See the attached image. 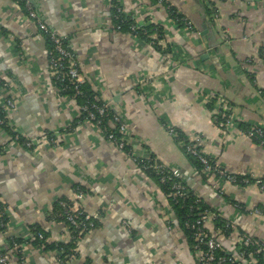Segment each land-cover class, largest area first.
Returning <instances> with one entry per match:
<instances>
[{
    "label": "crops",
    "instance_id": "obj_1",
    "mask_svg": "<svg viewBox=\"0 0 264 264\" xmlns=\"http://www.w3.org/2000/svg\"><path fill=\"white\" fill-rule=\"evenodd\" d=\"M31 2L44 23L68 39L86 85L122 118L129 149L177 169L206 207L241 234L264 240V191L254 184H222L202 174L165 129L172 126L187 139L197 136L202 151L226 172L264 179V148L236 128L222 142L207 107L210 95L222 96L237 109L240 122L264 125V96L259 92L264 91V65L255 62L264 49V0H209L217 15L209 17L210 24L203 10L206 0L203 5L201 0H171L194 26L191 33L177 29L166 12L148 0ZM114 3L133 14L137 24H162L165 42L188 63L167 60L114 30ZM47 49L22 8L0 0V80L8 84L7 96L16 104L8 124L36 142L27 152L0 129V146H5L0 154V200L8 206L6 225L0 227V253L8 250L10 238L29 239L34 226L47 232L50 242L68 240L67 228L48 221L47 214L53 202L71 197L73 186H80L85 189L80 208L97 214L100 223L82 237L74 261L67 264H193L175 218L167 224L168 200L157 183L97 127L78 124V108L58 96L49 76ZM5 96L0 91V105ZM48 134L56 137L58 146L45 141ZM206 228L213 233L211 226ZM217 238L225 250L233 251L231 234ZM31 243H22L21 260L8 252L7 264H60L56 251ZM242 264L258 262L253 257Z\"/></svg>",
    "mask_w": 264,
    "mask_h": 264
},
{
    "label": "built area",
    "instance_id": "obj_2",
    "mask_svg": "<svg viewBox=\"0 0 264 264\" xmlns=\"http://www.w3.org/2000/svg\"><path fill=\"white\" fill-rule=\"evenodd\" d=\"M12 1V0H11ZM15 2H23L26 10V16L36 26L37 30L45 34L52 43V49L49 51L47 57L49 66V76L58 82H64L68 80L69 85L76 94H80L79 86L84 84V78L81 73V66L78 62L77 57L73 54L72 50L69 49L65 43V37L58 35L51 28H49L44 21L38 16L33 3L31 0H14ZM150 1V0H148ZM154 6L162 8L169 17L170 10L175 8L171 0H153ZM209 0H206V6L212 8L208 4ZM115 10L114 19L121 20V22H129V28L135 35H131L139 43L145 44L153 51L158 52L163 58L167 60H173L177 64H187L188 60L180 54L173 51L172 54L167 55L163 51L166 49L167 42L161 39L155 42L159 38L158 29H161V34L166 38V31L162 24L157 23H143L137 24L135 22V16L133 14H126L123 12L121 6L118 3L113 4ZM184 16V15H183ZM216 13L212 15V19H216ZM183 27H177V29L185 32H194V26L185 16L181 19ZM153 24L156 31L148 35L146 26ZM120 27L116 25V29ZM147 38L148 42L141 37ZM171 44V43H170ZM173 45V44H172ZM156 46L157 50L154 48ZM175 47V46H174ZM175 49V48H174ZM264 54V53H263ZM257 64L264 65V61L261 58L255 60ZM8 84L3 83L0 80V91L6 96L3 99L0 109L8 118V113L15 109V102L9 96H7ZM65 90V88L56 89ZM208 101L214 102V114L213 122L214 127L219 135L222 142H226L230 138L229 131L233 128H237L238 113L237 109L234 108L230 103L222 96L210 95ZM66 100L76 106L75 97H69ZM77 107V106H76ZM78 108V107H77ZM79 112L85 114V124L89 126L97 127L103 134L105 140L111 143L116 149L123 152L128 158H130L136 167L140 171L153 170L159 177V181L162 184L169 183V198L171 202H177L179 200L193 199L195 207H190L191 219L184 223V229L189 231L192 235L193 245L191 250V257L193 264H242L247 258H256L264 264V240L252 237L250 235L241 234L238 232L235 226L230 222H225V229L230 231V234L235 238L234 246L232 250H225L222 247L220 240L217 238L218 235L222 234V229L215 225V221L221 219L219 215L211 211L208 207L204 206L195 192L191 191L185 186L180 172L177 169H167L163 164H160L157 160L153 159L150 155H135L131 150L126 151L127 146V126L122 118L115 112L111 104L103 101L99 95L93 96L92 102L78 108ZM81 110V111H80ZM80 114V115H82ZM105 121V124H104ZM3 121L0 119V125ZM251 127L247 131H239L243 136L258 141V146L264 148V125L251 123ZM167 133L175 139L177 137L176 132L170 126H165ZM45 141L50 146H58L57 140H49L44 137ZM14 140L16 144L27 152H32L35 149L36 142L24 136L21 132H18ZM19 140V144L17 141ZM199 138L196 136L192 139L181 140L179 145L184 149V153L194 157L201 165V171L204 175L215 177L222 184H230L232 186L243 188L248 185H256L261 191H264V179L256 178L252 174L245 175H234L226 172L212 157L205 154L202 149H199L198 143ZM34 146V147H33ZM214 188V185L212 186ZM82 193L73 192L71 197L67 198V201H60L59 206L63 210L64 219L73 227V232L76 236H70L68 230L67 239H74L75 247L71 254H66L63 257L56 256L58 263L67 264L74 261L77 255V247L80 240L85 233L89 232L88 229H93V221H100V217L95 215L86 214L79 206L78 201L82 199ZM53 205V204H52ZM52 205L49 211L52 210ZM234 207L240 209V206L234 205ZM8 206L0 200V216L4 215V212ZM195 212V214H193ZM165 215L168 216L167 224L171 226L173 223L172 208L167 204L164 211ZM259 210H254L253 214H259ZM6 224L3 222L0 224L4 227ZM211 226L213 233H211L206 227ZM39 239H43L42 235L38 236ZM15 239V238H14ZM12 241L13 247H16L14 240ZM67 241V240H66ZM225 250V252L223 251ZM61 255V253H60ZM259 258V260L257 259ZM9 261L8 252L0 253V264H7Z\"/></svg>",
    "mask_w": 264,
    "mask_h": 264
},
{
    "label": "trees",
    "instance_id": "obj_3",
    "mask_svg": "<svg viewBox=\"0 0 264 264\" xmlns=\"http://www.w3.org/2000/svg\"><path fill=\"white\" fill-rule=\"evenodd\" d=\"M12 1L14 3H16L18 6H20L22 8L23 12L26 14V10L24 8V3L23 2H15L14 0H12ZM150 2L154 3L153 0H150ZM201 3H202V0H201ZM202 5H203V3H202ZM212 7H213V5H212ZM212 9L213 8H209L206 5L205 6L203 5V10L205 12L206 22L208 24H210V22H211L210 21V18H211L210 16H212V14H213ZM114 14H115V10H113V8H112L113 29L118 31V32H120V33L129 34V35H132V36L135 35V34H133V32L129 28V24L130 23L129 22H121L120 19L119 20H115L114 19ZM183 17L184 16L178 10H176L175 8H172L170 10L169 18L174 22L176 27H178V28L179 27H183V24L181 22V19ZM116 25H118L120 28L116 29ZM146 29L149 31L148 35L152 34L154 31H156V28H155V26H153V24H148L146 26ZM157 32H159V38L155 42L159 41L160 38L165 40L164 36L160 33L161 32L160 28L158 29ZM41 34L43 35L44 40L48 44L47 57H49L48 54H49V51L52 49V43H51L50 39L45 34H43V33H41ZM137 36L141 37L144 40L147 39L145 37H142V35H140V34H138ZM146 41L148 42V40H146ZM64 43L69 49H71V47L69 46V42H68L67 38H65ZM154 48L157 50L156 46H154ZM173 51H175L174 50V45H172V44L167 42L166 49H164L163 52L165 54H167V55H170V54L173 53ZM263 53H264V49L263 50H259L258 58H261L264 61V54ZM51 84L57 90L60 89V88H65V90H62V91L59 90L57 92L58 96L60 98H64V99H66V98L68 99L69 97H75L76 106L78 108L86 105L87 103H91L92 99H93V96L96 94L95 92H93L90 89V87L88 85H86V83H84V84L79 86V92H80L79 95L76 94L75 91L72 89V86L69 85L68 80H65L62 83V82H58V81H56V80H54L52 78ZM259 92L262 94V96H264V91L260 90ZM207 107H208V110L210 112H213V114H214V102L213 101L212 102L208 101V106ZM80 114H82V111L80 112ZM0 119L3 121L2 125H0V129L3 132L6 133V135L9 137V140L11 142L13 141L14 143H16L14 138L17 135L18 132L15 131L8 124V119H7L6 115L3 113V111L1 109H0ZM76 121H77L78 124L84 123L85 122V114L83 113L82 115H80V117ZM74 124H75V121L73 122V125ZM104 124H105V121H104ZM251 125H252L251 123L238 122L237 128H238L239 131H247V130L250 129ZM166 126H168V125H166ZM170 127L177 134V137L174 139V141L176 143L179 144L180 143L179 141H181V140H183V141L186 140L187 141V138L184 137L183 133H181L179 130H176L172 126H170ZM68 130H72V126H70L68 128ZM67 131H66V133H67ZM47 139L55 141L56 137L53 134H48L47 135ZM251 142L253 144H255V145H258V141H256V140L251 139ZM17 143L18 144L20 143L19 140L17 141ZM180 147H181V149L183 150V153H184V149L182 148V146H180ZM4 149H5V146H0V154H2L4 152ZM199 149H201V148L199 147ZM125 150L128 151L130 149H129L128 146H126ZM185 155L192 162V164L197 167V170L202 173V171H201L202 167L199 164V162L194 157H192V156H190L188 154H185ZM150 156L153 159L157 160L153 155H150ZM142 173L145 174L147 177L151 178L152 180H154L157 183V185L159 186V188L161 189V192H163V194L166 196V198L168 200V205L172 208L173 217L175 218L176 225L178 226L179 229L182 230V232H183V234L185 236L186 242L189 245V248H190L189 250L191 252L192 245H193L192 235H191V233L189 231L184 229V223L191 219V212H190L191 209H190V207L191 208L195 207V205L193 204V199L191 198V199H186V200H179L177 202H171L170 198L168 197L169 196V192H170L169 191V185L170 184L169 183H166V184L160 183L158 175L151 169L150 170H145V172L142 171ZM73 192L84 194L85 193V189L80 187V186H73ZM60 201H67V198L62 197V198L57 199L55 202H53L52 210H50L48 212L47 219H48V221H52V222H55V223L63 224L67 228V230L70 231L69 232L70 236H74V238H75L76 233L73 232V230H74L73 227L69 226V224L64 219L63 210L59 206V202ZM203 205L206 206V204H204V203H203ZM193 214H195V212H193ZM5 221H6V218H5V213H4V215L0 216V224L3 223V222L5 223ZM225 222L226 221L222 220V219H218V220L215 221V225L222 229V234L224 236L230 234V231L225 229ZM93 223H94L93 224L94 225L93 229H90V230L88 229L89 232L93 231L94 229H96L98 227L100 221H98V222L97 221H93ZM30 232H31V235H30L29 239H27L25 241L32 240L31 244L34 245V247L43 246L44 247V251H46V252L47 251H51V252L52 251H56L57 256L59 258L63 257L66 254H71L72 250L75 247L74 239H68L67 241H63V242H50V241H48L47 232H45L39 226H34L33 228H31ZM89 232H87V233H89ZM87 233H85V235ZM39 235H42L43 239H39L38 238ZM85 235H83V236H85ZM11 240H14V242L16 243V247H13V245H12L13 243H12ZM25 241L24 240H20V239L10 238L9 239V246H8L9 248H8V250L6 252H11V254H15L17 259L21 260L22 253L20 252V249H21L22 243H25ZM223 251L225 252V250H223ZM60 253H61V255H60ZM257 259L259 260V258H257ZM258 264H262V262L259 260Z\"/></svg>",
    "mask_w": 264,
    "mask_h": 264
},
{
    "label": "water",
    "instance_id": "obj_4",
    "mask_svg": "<svg viewBox=\"0 0 264 264\" xmlns=\"http://www.w3.org/2000/svg\"><path fill=\"white\" fill-rule=\"evenodd\" d=\"M204 30H205V28L204 27H202Z\"/></svg>",
    "mask_w": 264,
    "mask_h": 264
}]
</instances>
